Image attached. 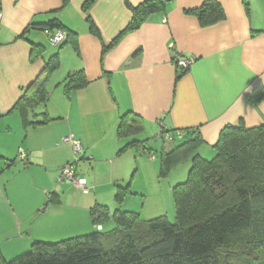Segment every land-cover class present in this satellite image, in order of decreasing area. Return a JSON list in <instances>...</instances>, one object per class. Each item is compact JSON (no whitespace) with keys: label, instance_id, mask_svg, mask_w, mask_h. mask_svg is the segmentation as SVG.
I'll use <instances>...</instances> for the list:
<instances>
[{"label":"crops","instance_id":"1","mask_svg":"<svg viewBox=\"0 0 264 264\" xmlns=\"http://www.w3.org/2000/svg\"><path fill=\"white\" fill-rule=\"evenodd\" d=\"M85 1L0 0V251L6 259L8 241L11 256H16L28 252L38 239L86 233L88 214L96 204L113 211L112 202H103L100 195H116L118 185L129 183L131 169L146 168L145 155L153 157L152 142L161 138V131L173 136L183 132V139L198 131L204 139L199 152L207 158L215 156L214 145L225 126L264 124V97L252 99L264 88V0H216L224 17L211 24H203L193 12L207 0H165L164 10L151 14L105 51L130 23L131 6L145 0H96L87 12ZM88 16L100 37L90 31ZM55 18L77 33L73 39L78 49L72 42L62 46L68 37L53 45L50 36L57 30L30 28L20 37L31 24ZM32 43L45 47L42 56L31 57ZM56 53L60 65L47 80L49 98L34 111L39 120H50L25 127L12 108ZM176 57L192 60L179 79ZM78 70L84 71L88 85L66 92L65 79ZM129 111L143 118L139 138L148 139L151 154L135 148L119 153L127 143L118 138L119 120ZM71 134L82 144L79 156L71 144L62 142ZM162 139V149L172 148L166 144L172 141ZM18 161L26 169H45L51 186L14 202L11 179L5 183L1 174ZM73 162L94 193L83 195L81 189L56 180L58 169ZM53 193L60 197L59 204L49 201ZM113 201L115 205L116 198Z\"/></svg>","mask_w":264,"mask_h":264},{"label":"trees","instance_id":"2","mask_svg":"<svg viewBox=\"0 0 264 264\" xmlns=\"http://www.w3.org/2000/svg\"><path fill=\"white\" fill-rule=\"evenodd\" d=\"M95 1L86 0L83 10L87 12ZM68 2L64 0V4ZM164 9L165 0H145L131 6L130 23L104 46V51L125 33L138 29L151 14ZM193 12L203 24L224 17L216 0L205 1ZM87 22L90 31L100 37L91 16L87 17ZM30 28L65 31L68 38L62 46L72 42L78 49L73 39L77 33L57 18L31 24L20 37L25 38ZM31 45L33 59L44 54L43 45ZM59 65L56 53L12 108L21 114L25 127L49 122L48 118L39 120L34 111L48 100L46 83ZM189 67L180 68L177 79L186 74ZM88 83L84 71L78 70L68 74L64 87L66 92H71ZM263 97L264 88L252 99L259 101ZM144 129V120L139 114L123 113L117 135L127 143L119 153L135 148L151 154L148 139L139 138ZM185 132L186 136L190 134L189 130ZM191 135L182 143L160 151L161 177H167L179 164L191 162L187 180L173 187L174 220L166 214L145 220L139 212L121 208L112 211L106 205L96 204L91 209L96 228L93 232L56 242L35 240L28 252L11 260L0 251V264H264V124L253 128L243 123L225 126L214 145L216 154L212 159L204 158L199 152L204 143L200 133L193 131ZM130 185L131 182L126 186L118 185L117 203H122L131 193ZM49 201L61 202L54 193L50 194ZM110 222L114 223L112 228L98 229Z\"/></svg>","mask_w":264,"mask_h":264},{"label":"rangeland","instance_id":"3","mask_svg":"<svg viewBox=\"0 0 264 264\" xmlns=\"http://www.w3.org/2000/svg\"><path fill=\"white\" fill-rule=\"evenodd\" d=\"M154 140L152 142V145L155 149L154 152L151 154L153 157L151 158V156L145 155L146 158H144L148 160V162H146L145 164L146 168L142 167V169H131L129 172L127 180L128 182H131L130 185L131 193L126 197V199L122 203H117L115 201L116 204L114 205V201H113V199L115 198L114 191L112 193L106 192L105 194L100 195V197L102 198L103 202H112L111 206L113 208V211L117 207L123 210L139 212L141 218L145 220H149L157 216L166 214L170 218V220H174L176 209H175V200L173 196V187L177 183L184 182L187 180L189 170L191 167V162L190 161L183 162L179 164L175 169H173L167 177H161L160 151L165 143L162 138H158L157 141ZM183 141L184 139L183 140L181 139L175 142H169V143L166 142V144H169L170 146H174L175 144L178 145ZM141 156L144 155L141 154ZM213 156L214 155H208L207 158L212 159ZM18 160L20 161L19 157ZM23 164L24 162H19L12 169L5 170L1 174V176L5 179V183L6 180H9V178L11 179V181L9 182V195L14 202L22 201L24 198L28 199L33 195H35L36 193H38L39 195V193H41L40 187L45 185L51 186V184L53 183L51 175H47L45 169H26L24 168L25 166ZM59 175L60 172L58 173L56 180L60 181ZM100 175L103 174L101 173ZM126 185L127 184L125 183L124 186ZM68 187L73 188L74 190H78V188H76L74 185L70 183L68 184ZM78 191H80L81 194L83 193V195H88L95 192L93 189L91 190V192L88 193H84L82 190H78ZM43 207H41L39 210H42ZM90 212L88 214L89 215L88 225L90 227H88L89 229H87L88 231H86V233H77L76 231H73V235H70L68 237H56L54 239L45 238L38 240H43L45 242L46 241L56 242L71 237L73 238L81 234L84 235L93 232L96 228L93 224V219ZM113 226L114 223H109L105 227L106 230H108ZM3 237L4 235H0V240H3L4 239ZM11 245L12 243H10L9 241L5 243L4 250L7 253L6 255L8 258L7 260L14 259L24 254L21 253L16 256L14 255L11 256L12 254Z\"/></svg>","mask_w":264,"mask_h":264},{"label":"built area","instance_id":"4","mask_svg":"<svg viewBox=\"0 0 264 264\" xmlns=\"http://www.w3.org/2000/svg\"><path fill=\"white\" fill-rule=\"evenodd\" d=\"M1 18H2V15L0 14V23H1ZM66 38H67V33L65 31H62V30H57L56 32L51 33V36H50V40H51V43L53 45L61 44ZM174 61L177 64V66L182 68V69L188 68L192 63L191 59L179 58V57H176ZM159 136L161 138L163 137L164 139H166L168 141L174 142L178 138H182L183 134H182V132H179L177 136H173V135H170V133H168V132L161 131ZM62 142L66 143V144H71L75 155H79V153L83 149L80 140L74 134L67 135V136L63 137ZM20 156H21V158H24V159L27 157L26 154L22 151H21ZM59 172H60V175H59L60 180L66 181V182L74 185L76 188L81 189L84 193L89 192V187L87 186L86 179L81 177L76 172L75 162L68 163V164L62 166L59 169ZM100 229H101V227H100Z\"/></svg>","mask_w":264,"mask_h":264}]
</instances>
